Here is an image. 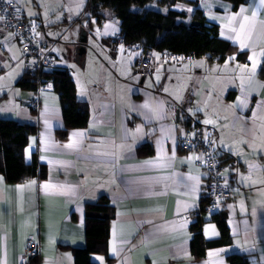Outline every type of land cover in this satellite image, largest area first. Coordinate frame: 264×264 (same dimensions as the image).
I'll list each match as a JSON object with an SVG mask.
<instances>
[{
  "label": "crops",
  "instance_id": "crops-1",
  "mask_svg": "<svg viewBox=\"0 0 264 264\" xmlns=\"http://www.w3.org/2000/svg\"><path fill=\"white\" fill-rule=\"evenodd\" d=\"M16 1L27 17L40 21L38 34L43 40L60 39V65L72 70L77 97L88 104L90 115L86 127L69 128L61 137L59 131L66 127L57 91H42L37 111L28 107L33 91L17 85L25 74L21 46L0 21V119L37 126L24 156L31 163L37 155L47 167L45 179L31 177L18 183L8 182L0 173V264H23L31 236L41 244L37 264H75V249L86 246V203L101 195L109 197L115 216L107 246L91 255L99 264L96 257H102L103 264H231L232 253L245 256L249 264H264V7L260 0H248L236 10L224 0L177 4L178 10L187 12L189 23L195 20V10L201 9L207 21L218 25L220 38L231 44V50L222 60L207 53L177 62L154 49L149 52L152 71L143 84L134 65L138 53L127 52L113 38L121 24L111 12L105 10L102 22L93 18L89 23L83 15L88 0ZM241 7L248 9L243 15L249 20L237 40L232 29L240 30ZM94 23L98 37L91 32ZM81 28L87 30L89 44L78 56ZM241 42L247 47L242 48ZM249 57L256 62L254 73ZM195 125L216 132L229 168L226 172L235 184L232 198L217 210L227 213L231 243L208 245L201 258L192 251L191 226L196 218H182L193 212L206 183L199 161L179 146L180 134ZM73 132L85 136L75 138L77 148L64 147ZM145 161L154 163L145 165ZM32 180L36 185L17 190ZM45 183L67 185L74 191L46 194L40 187ZM201 220L204 239H219L215 219Z\"/></svg>",
  "mask_w": 264,
  "mask_h": 264
},
{
  "label": "trees",
  "instance_id": "trees-1",
  "mask_svg": "<svg viewBox=\"0 0 264 264\" xmlns=\"http://www.w3.org/2000/svg\"><path fill=\"white\" fill-rule=\"evenodd\" d=\"M224 1L229 2L232 9L236 10L248 0ZM180 2L188 1L88 0L84 12L92 14L100 23L106 17L105 10L110 11L120 21L121 31L126 39L140 41L147 48L174 51L190 57H202L209 53L217 60L224 59L231 50V44L220 38L218 25L207 21L201 9H196L193 16L200 24L191 25L186 20L187 12L176 8ZM44 77L45 80L52 81L53 89L60 96L66 128L59 131V135L65 137L69 128L86 127L89 123V106L77 97L72 70L60 67L45 73ZM17 85L27 90H36L38 80L36 76L25 72ZM186 126L192 125L188 122ZM37 130L36 125L14 119H0V173L8 182L18 183L31 177H47V167L40 163L37 155L31 163L26 162L24 156L29 136ZM143 149L152 151L148 145H144ZM114 216L115 207L107 195H101L96 201L86 203V246L75 249V264H99L91 255L102 252L107 246ZM213 218L220 229V238L217 240L204 239L202 220L195 219L191 226L194 232L192 251L196 258L205 255L208 245L231 243L227 213H216ZM228 260L231 264H249L245 256L237 253L228 255ZM30 262L37 264L38 258H33Z\"/></svg>",
  "mask_w": 264,
  "mask_h": 264
},
{
  "label": "built area",
  "instance_id": "built-area-1",
  "mask_svg": "<svg viewBox=\"0 0 264 264\" xmlns=\"http://www.w3.org/2000/svg\"><path fill=\"white\" fill-rule=\"evenodd\" d=\"M18 9V11H17ZM0 15L4 16L2 29L11 31L13 38L21 46V61L25 72L36 76L38 86L33 91V97L28 101V107L37 111L40 106V94L44 90L53 89L51 80H45L44 74L62 67L57 45L58 40H43L38 32L41 27L39 20L26 16L20 4L13 0L7 3L0 0ZM87 22L95 18L92 14L84 12ZM116 42L124 45L127 52L139 56L135 58L134 65L142 77H146L152 71V57L150 51L140 41L127 40L121 29L113 35ZM171 60L180 62L190 58L183 53L165 51ZM183 57V59H180ZM11 64L15 61L11 59ZM49 85L51 87H49ZM180 149L192 153L205 171L206 183L203 187L200 201L196 204L193 212L182 216L183 219H202L203 216L213 217L225 201L233 196L235 184L229 172L228 166L224 163L218 146V136L214 130L206 129L203 126L195 125L185 129L179 137ZM41 255V244L39 240L31 236L26 243V253L23 256V264H27L33 258Z\"/></svg>",
  "mask_w": 264,
  "mask_h": 264
},
{
  "label": "snow or ice",
  "instance_id": "snow-or-ice-1",
  "mask_svg": "<svg viewBox=\"0 0 264 264\" xmlns=\"http://www.w3.org/2000/svg\"><path fill=\"white\" fill-rule=\"evenodd\" d=\"M6 2L7 3H12L13 0H6ZM260 7H264V0H260ZM17 11H18V9H17ZM188 11L190 12V11H192V9H188ZM246 11H248V9H246L244 7H241L240 12L237 14V16H240V17L243 18L242 21L240 22V25H239V29L240 30L237 31L235 28L232 29L233 32H236V39L237 40L240 39L241 34L245 30L246 22L249 20V17L243 15ZM256 15H257L256 11H253L252 12V19H253V21L255 20ZM237 16H233V17H231V19L232 20H236L237 19ZM2 20H4V16L0 15V21H2ZM261 23H264V21H262ZM108 27H111V25H105V28H108ZM252 27H254V24L252 25ZM221 35H223V33H221ZM247 35H248V37L251 36V28L249 29ZM229 38L231 39L232 37H229ZM241 47L242 48L243 47H247V45H245L243 42H241ZM157 58H159V57L157 56ZM180 59H183V57H181ZM229 59L232 60V59H234V57H230ZM249 59L250 60H253V69H252V72L254 73L255 72V63L256 62L254 60V57H249ZM200 63L202 64L203 62H200ZM225 67H227V64L225 65ZM245 67L246 66L241 67V71H244V68ZM49 87H51V86L49 85ZM165 91H167V89H165ZM240 103L242 105L246 106V102L245 101H240ZM143 107L147 108V107H149V105L146 103V104L143 105ZM153 111H155V110H153ZM253 115L255 116V113ZM204 123L205 124H209V123H212V121L211 120H205ZM136 131L137 132H140L141 129L138 127ZM84 136H85V133L84 132H73L71 134V137L73 139L71 140L70 143L64 145V147L70 148V149L71 148H77L78 145H79V142L75 138H77V137H84ZM157 159L159 160V156L157 157ZM196 159H200V157H196ZM143 163L145 165H152L154 162L153 161H145ZM242 179H248V177H242ZM2 181H3V178L0 177V183H2ZM34 185H36V181L35 180H32V181H29L28 184H26V185H18L17 186V190L18 191H23L24 188L31 187V186H34ZM40 187L42 188V190L46 194L49 193L50 190H52V191H54V192H56L58 194H62V195H67V194H70V193H72L74 191V189H72L70 186L63 185V184L54 185V184H51V183H45V184H42ZM21 211H22V209H21ZM206 231H207V229H206ZM212 234L214 235L216 233L213 231ZM112 251H113V253L116 252L115 245H113ZM210 255H212V253H210ZM96 259L97 260H100L101 261V264H103V258L102 257H96Z\"/></svg>",
  "mask_w": 264,
  "mask_h": 264
},
{
  "label": "water",
  "instance_id": "water-1",
  "mask_svg": "<svg viewBox=\"0 0 264 264\" xmlns=\"http://www.w3.org/2000/svg\"><path fill=\"white\" fill-rule=\"evenodd\" d=\"M200 24L199 21L197 20H193L191 22V25L193 26H198ZM87 45H88V33L87 30L85 28H81V33H80V37L78 39L77 42V46H76V52L78 56H82L83 54H85V52L87 51ZM145 77H143L141 79V84H143Z\"/></svg>",
  "mask_w": 264,
  "mask_h": 264
},
{
  "label": "rangeland",
  "instance_id": "rangeland-1",
  "mask_svg": "<svg viewBox=\"0 0 264 264\" xmlns=\"http://www.w3.org/2000/svg\"><path fill=\"white\" fill-rule=\"evenodd\" d=\"M180 6H184V5H186V3L185 2H180V3H178ZM22 7H23V5H22ZM107 12H110V11H108L107 10ZM91 32L96 36V37H98V26L96 25V23H94V25H93V29L91 30ZM59 44H61V41L59 42ZM57 45V49L59 48V46L60 45ZM88 44H89V42H88Z\"/></svg>",
  "mask_w": 264,
  "mask_h": 264
}]
</instances>
